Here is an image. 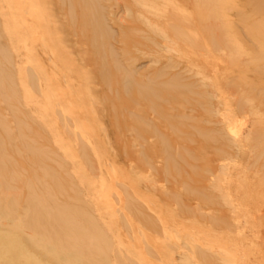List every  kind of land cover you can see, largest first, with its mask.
<instances>
[{
    "label": "rangeland",
    "instance_id": "rangeland-1",
    "mask_svg": "<svg viewBox=\"0 0 264 264\" xmlns=\"http://www.w3.org/2000/svg\"><path fill=\"white\" fill-rule=\"evenodd\" d=\"M108 5L133 78L184 87L161 114L139 96L122 107L125 72L101 74L57 0H0L16 84L0 93V234L61 264H264V0ZM138 118L165 137L133 133Z\"/></svg>",
    "mask_w": 264,
    "mask_h": 264
},
{
    "label": "bare ground",
    "instance_id": "bare-ground-1",
    "mask_svg": "<svg viewBox=\"0 0 264 264\" xmlns=\"http://www.w3.org/2000/svg\"><path fill=\"white\" fill-rule=\"evenodd\" d=\"M57 2L63 8H65L67 13L69 14L68 16L71 24L73 23L76 26H79L82 34L86 36V38L89 40V43L95 48L96 52H98V55L100 56L99 62L101 74L105 76H112L114 72H117L119 70H123L125 72L124 77L117 83L116 86V90L118 93L117 97L121 100L122 107L126 106V103L128 102L130 104H133L134 99L139 96L145 99V105L148 109L154 111L157 114H161L160 110L164 102L176 99L175 91L178 90V92H180V89L184 87L181 85V83H178L179 86H177V84L172 89L168 88V86L163 87L162 84H156L150 78L149 80L151 81L149 83L140 84L137 80L133 78V75L130 73L129 70H127V68L123 65L120 59L117 58L116 49L114 45L111 44V41L113 39V33L112 29L109 27L108 24L109 18L105 15V8L109 6L108 4L110 0H57ZM123 3H126V1H123ZM3 37V32H1L0 29V93L2 97L5 98V90L8 87L10 88L12 86L14 87V85L16 86V84L12 80L11 76V72H13V63L11 58L12 54L7 40H5ZM33 75H30L28 73V77L32 80V82L34 80ZM126 113V110L124 111L122 108V114H124L125 116ZM130 114L131 112L129 113V115ZM163 118L165 121L169 122L171 117L169 114L165 113V116ZM180 118L182 120V116ZM137 121L142 123H136V125H133L132 127L129 126V129H131V131L136 135L141 136L140 134L142 132H145L146 134L158 135L161 138L165 137L164 134L161 135L162 132L160 131L158 125L153 121L145 122V120L141 118H138ZM167 125L169 129L179 132L180 136L186 137L187 134L184 130H180L174 127L172 124H170V122ZM19 126L21 132L22 125ZM198 129L199 128H197V130ZM197 135L198 137L200 136L199 134ZM8 138L9 135L2 136V134L0 133V151H4L9 146V144H6ZM23 140L25 144L31 147L33 146L31 139L25 137L23 138ZM191 142L193 141L191 140ZM164 146L166 147L167 151L171 153V151L168 149V147L172 148L169 141H165ZM35 150H37L38 153V161L43 160L45 157V151L41 148L38 149L37 147L35 148ZM177 158L178 155H176V159ZM175 163L174 165H177V163ZM13 173V171L8 172L6 175L10 177L9 179H12V176L14 175ZM32 177L36 178L35 176H31L30 178ZM51 179L54 186L57 187V191L60 192L64 186V178L58 176L56 170L55 172L52 170ZM35 186H37V184H35ZM30 207H32V211L35 212V216L37 217H43L47 214L45 206L41 204L33 203L30 204ZM55 219L56 221H54L53 224L56 225L55 227L57 228V230H60L65 224H63L60 216L56 217ZM42 223L45 222L39 221L38 224ZM0 264L61 263H58L57 261L48 258L43 253L31 249L27 245V242L21 237L0 234Z\"/></svg>",
    "mask_w": 264,
    "mask_h": 264
}]
</instances>
